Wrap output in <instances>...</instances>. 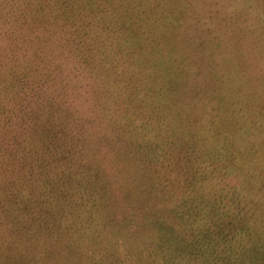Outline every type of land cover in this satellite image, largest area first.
Returning a JSON list of instances; mask_svg holds the SVG:
<instances>
[{"label": "rangeland", "instance_id": "rangeland-1", "mask_svg": "<svg viewBox=\"0 0 264 264\" xmlns=\"http://www.w3.org/2000/svg\"><path fill=\"white\" fill-rule=\"evenodd\" d=\"M1 37L79 76L0 58V264H264V0H0Z\"/></svg>", "mask_w": 264, "mask_h": 264}, {"label": "trees", "instance_id": "trees-1", "mask_svg": "<svg viewBox=\"0 0 264 264\" xmlns=\"http://www.w3.org/2000/svg\"><path fill=\"white\" fill-rule=\"evenodd\" d=\"M11 12L15 13V10H11ZM2 23H4V21ZM63 29L62 27V30ZM63 36L64 35L60 34L57 35V33H52L48 37H40V35H38L37 40L40 41V46H43V48L45 45L51 46V43L58 44L60 47ZM31 38L32 37H18L17 40L23 45H26L29 44ZM4 41H6V43H4ZM7 41L8 40H3L2 37L0 38V42L5 44V47H0V58L2 61H7L12 64L11 66L15 67L13 69H17L18 73L16 78L26 83L28 87L44 89L49 86L59 87L62 86V84H65V86L77 87V79L75 78L79 75L75 74L76 71L74 67L66 62V60L69 61L66 52L63 54L66 59H64L63 62L61 50L57 49L48 53L24 50L23 55L21 57L18 56V59L9 60L8 53L13 52V50H10V42L7 43ZM17 51L18 50H16V52ZM19 51L22 52V50ZM54 53L55 55H52ZM19 54L20 53H17V55Z\"/></svg>", "mask_w": 264, "mask_h": 264}]
</instances>
